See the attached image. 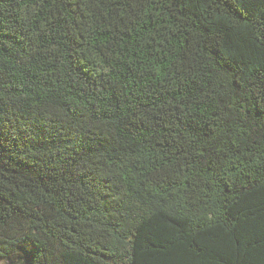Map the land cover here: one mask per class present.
Masks as SVG:
<instances>
[{"label":"trees","instance_id":"obj_1","mask_svg":"<svg viewBox=\"0 0 264 264\" xmlns=\"http://www.w3.org/2000/svg\"><path fill=\"white\" fill-rule=\"evenodd\" d=\"M0 258L264 264V0H0Z\"/></svg>","mask_w":264,"mask_h":264},{"label":"rangeland","instance_id":"obj_2","mask_svg":"<svg viewBox=\"0 0 264 264\" xmlns=\"http://www.w3.org/2000/svg\"><path fill=\"white\" fill-rule=\"evenodd\" d=\"M0 264H11L8 260L0 258Z\"/></svg>","mask_w":264,"mask_h":264}]
</instances>
